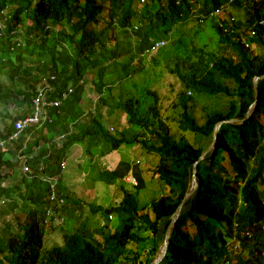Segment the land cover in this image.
<instances>
[{"label": "trees", "instance_id": "obj_1", "mask_svg": "<svg viewBox=\"0 0 264 264\" xmlns=\"http://www.w3.org/2000/svg\"><path fill=\"white\" fill-rule=\"evenodd\" d=\"M230 10L240 11L244 22ZM27 20L32 24L26 26ZM191 21L199 27L198 36L212 23L219 52L194 47V40L185 37L172 44L174 26ZM116 34L126 39L123 51L113 46ZM60 37L68 40L63 43ZM163 39L167 47L148 66L142 55ZM258 45L262 49L254 53ZM88 73L94 74L99 95L97 115L78 108ZM164 73L183 88L172 103L176 117L163 116L160 98L151 89L152 77ZM0 76V142L6 149L0 148V264H151L216 125L243 120L255 101L254 79L264 76V0H0ZM139 76L140 88L127 82ZM42 78L53 86L48 101L68 88L74 92L52 110L46 128L26 127L12 143L13 124L31 114ZM188 92L223 101L205 111L201 124L197 101ZM105 106L110 114L118 110L125 116L132 138L120 125L112 131L105 127ZM168 119L177 124L180 136L170 133ZM263 121L264 78L258 82L253 114L241 125H223L215 149L197 164L198 187L175 222L160 264H264ZM61 133L64 139H58ZM75 145H85L91 158L97 149L106 157L136 145L137 157L146 151L159 158L156 169L142 173L145 184L149 175L150 183L164 185L167 193L140 205L138 187L119 181L123 173L92 167L93 182L119 186L121 201L104 207L78 198L68 208L66 200L73 197L67 194L57 204L51 195L54 191L57 199L62 197L63 166ZM21 154H33L28 161L32 175L17 171L20 162L14 159ZM8 174L19 176L18 181L4 183ZM59 209H77L83 222L63 234L60 245L48 248L44 240ZM102 218L106 224L116 219L113 232L100 230Z\"/></svg>", "mask_w": 264, "mask_h": 264}, {"label": "rangeland", "instance_id": "obj_2", "mask_svg": "<svg viewBox=\"0 0 264 264\" xmlns=\"http://www.w3.org/2000/svg\"><path fill=\"white\" fill-rule=\"evenodd\" d=\"M236 10H230V12L234 15L233 17L236 18V20H239L241 22H244V15L239 11ZM144 13V12H143ZM228 15H224V18H227ZM31 20L26 21V26L31 25ZM212 23L208 24V28L204 31V34L198 36L197 31L199 30L198 25H196L195 21H191L190 23L183 24V25H175L174 28L171 30V42L172 44H175L176 41H178L181 37H185L191 40H194V43L196 46L194 47H202L207 52H219L220 44L217 42V36L213 33L212 29H210ZM177 26V27H176ZM205 27V26H203ZM19 29H22L21 27ZM247 31V30H246ZM196 36V38H194ZM203 36V37H202ZM116 39V42L114 43V47L117 46V48L120 51H123L124 48H126V39L123 38L121 35L114 36ZM205 37V38H204ZM61 38V41L63 43H66L68 40L67 38ZM166 41V40H165ZM170 42V43H171ZM168 43V42H167ZM166 48V47H165ZM261 46H256L254 49V53H259L261 50ZM152 54L150 55V57ZM164 58V57H162ZM163 59H160L159 65L162 64ZM148 66L151 63V60L147 61ZM135 65H137L135 63ZM135 67V66H134ZM155 68H158L155 66ZM148 71H150V68H148ZM96 76V75H95ZM2 76H0V79ZM94 74L88 73L85 76L84 82L81 84L82 87V93L79 95L80 102L78 103V108H81V112L83 113H91L93 115H97L99 107H98V93L96 91V88L94 86L93 82ZM156 79V82L151 86V89L153 91H156L159 98L160 103L162 106V113L164 117H176V113H173L172 110V103L176 98V95L183 89L180 82L172 75L168 73H164L163 77L159 78L156 74L154 77ZM142 79L139 77H132L127 82L131 84H136L139 87V82ZM141 87V86H140ZM139 87V88H140ZM118 90H116L117 92ZM39 93H42L39 91ZM48 92H43L40 94V100L34 99V105L37 104H43L46 105L44 100L45 97L48 96ZM107 94V93H106ZM105 94V95H106ZM189 96L193 98L195 101H197V107L195 108L196 118L198 119L199 123L204 122L203 114L208 109H213L215 107V103H222L221 98H209L207 96H202L199 94H195L193 92H188ZM108 102L110 103V98H108ZM74 106V103L69 106V109L72 110ZM108 106L103 107V122L105 124V127L112 131L118 127V125L122 126L121 129H123L127 134L129 138H132V134L130 131V128L128 127V123L126 122L125 116L118 110H115L114 113L110 114ZM2 107H0L1 111ZM47 113V112H46ZM173 113V114H172ZM22 114V113H21ZM264 122V121H263ZM54 123L56 125H60L59 120L54 119ZM167 124L170 127V133H175L178 136V127L177 124L168 119ZM2 125V124H1ZM46 128V127H45ZM65 133H61V135L58 136V139L65 138ZM187 137L190 139V141H193V144H197L196 139L193 138L192 135H187ZM41 148H45L46 144L41 143ZM11 152L8 151V154ZM140 154L136 145L130 146V147H123L120 151L114 152L106 157L101 156L100 150L97 149L93 156L94 158H91L86 152H85V145H75L73 146L68 152H67V159L63 166V176L61 179V200H66L65 197L67 194L71 198L70 200H66L68 203L70 201H73V199H82L86 203H96L97 205L104 206V207H112L117 205L123 196V193L120 191L119 186H106L103 183L99 182H93L91 179V169L94 167L97 171H107V172H117V173H123L120 174L122 176H119V181L125 183L129 187L135 185L138 191V200L140 205H146L150 201L156 198H160L165 196L168 189L164 185H160L158 183H150L151 178L149 175L147 176V183L145 184V180L142 179L143 176H145V172H150L152 169H156L159 163V158L153 154H149L146 151H143L142 154L137 157V155ZM33 154H29L28 156H32ZM8 160H11V156H6ZM17 158V157H16ZM15 158V159H16ZM139 159V162H137ZM129 162H128V161ZM21 165V164H20ZM20 165L18 164L17 171L21 173L20 171ZM45 169V166H42ZM126 167L125 170H123ZM218 173L222 174V169L220 167L217 168ZM143 173V176H142ZM214 173V172H212ZM9 175V176H8ZM7 176L10 179H7L6 184L13 183L14 181H18V177L16 175L13 176V174H8ZM137 178L140 180L137 181ZM12 179V180H11ZM119 185V184H118ZM64 197V199H63ZM75 197V198H74ZM64 203V201H63ZM73 202H70L66 207L72 208ZM51 211V210H50ZM52 212V211H51ZM49 212V214H51ZM81 212L77 209L68 211L67 209L61 210L59 209V212H53L54 216V227H52V233L46 236L44 243L45 246L48 248H52L54 246L60 245L62 242V236L65 233H68V231L73 227L77 228L81 223L83 222L82 217L80 216ZM50 216V215H49ZM90 223V221H89ZM100 230H104L105 232H113L116 227V219H112V222H109L106 224L104 219L102 218L101 222L98 221ZM90 225V224H89ZM107 227V228H106ZM46 233L48 230L45 231ZM91 233L94 234V236L99 240L102 241V235L98 232H95L93 228L91 229ZM263 241H264V233L262 235ZM135 249H137V246H134Z\"/></svg>", "mask_w": 264, "mask_h": 264}, {"label": "clouds", "instance_id": "obj_3", "mask_svg": "<svg viewBox=\"0 0 264 264\" xmlns=\"http://www.w3.org/2000/svg\"><path fill=\"white\" fill-rule=\"evenodd\" d=\"M159 42H165V45L163 47H160V48H156L154 49L155 45ZM168 41L165 39L163 40H159V41H155L150 48H148L145 52V54H143L142 56H144L145 58H147L148 60H150L158 51H160L161 49H164L165 47H167ZM152 54V56L150 57V55ZM42 83H41V86L38 87L37 91L36 92V95L34 97V99H38L40 100V94H42L43 92H48L49 94L50 93H53V86L51 84H45V78H42ZM39 91H41L42 93H39ZM74 92V91H73ZM72 92V89L71 88H68V91H64L60 98L59 99H56V100H50L48 101V96L45 97V104L46 105H43V104H37V105H34V99L32 100L33 101V105H32V111H31V114L29 116H26L24 119L22 120H18L16 121L13 126H14V129H15V124L17 122H24L26 120H29V119H34L35 122H31L27 128H31V127H38V128H44V127H47V125L49 123L52 122V110L54 108H59L62 106V104L67 101L71 95L73 94ZM38 93V94H37ZM47 112V113H46ZM0 126L2 127L3 124L1 125L0 123ZM3 129H4V126H3ZM17 133L16 129H15V133H13V135H11L9 137V140L12 141V143H14L15 141H17L20 137H21V133H19V135L17 137H15L14 135ZM61 139V138H59ZM64 139V138H63ZM4 147V143L3 142H0V148H2L4 151L6 150ZM33 158V156H27V155H19L16 159H14L15 161H17L18 163L20 162L21 164V161L23 162V164L20 166V170H21V173H23L24 175H32L31 174V167L30 165H28V161ZM139 162V161H137ZM25 167H29L30 171L29 172H25L23 171L25 169ZM41 170H44L43 167H41ZM51 191H52V186H51ZM52 200V199H51ZM59 200L60 199H57L55 201H57V204L59 203Z\"/></svg>", "mask_w": 264, "mask_h": 264}, {"label": "water", "instance_id": "obj_4", "mask_svg": "<svg viewBox=\"0 0 264 264\" xmlns=\"http://www.w3.org/2000/svg\"><path fill=\"white\" fill-rule=\"evenodd\" d=\"M264 76L262 77H256L254 79V89H255V101L252 103L247 115L245 116V118L243 120H239V119H230V120H225V121H221L219 122L214 130L213 133V140H212V144L211 146L202 154V156L200 157L199 161L196 162L194 164V167L192 169V178L189 182L188 185V189L186 191L185 197L181 203V205L178 207L177 211L175 212V214L172 216L168 228L166 230V234H165V239H164V243L163 245L160 247L159 251L157 252L154 260L152 261L151 264H160L162 262V260L164 259V257L167 254L168 251V247H169V239L171 237V233L173 231L175 222L177 221V219L179 218L180 214L182 213V211L185 208L186 202L188 201V199L193 195V193L195 192V190L198 187V179H197V172H196V166L200 161H203L214 149H215V145H216V141H217V135L221 129V127L225 124H231V125H241L243 124V122L245 120H247L254 112L255 107L257 105V93H258V82L260 79H263Z\"/></svg>", "mask_w": 264, "mask_h": 264}, {"label": "built area", "instance_id": "obj_5", "mask_svg": "<svg viewBox=\"0 0 264 264\" xmlns=\"http://www.w3.org/2000/svg\"><path fill=\"white\" fill-rule=\"evenodd\" d=\"M251 35H255V32L254 31H252L251 32ZM165 45V42H159V43H157L156 45H155V47H154V49H156V48H160V47H163ZM31 122H35V120L34 119H29V120H26V121H24V122H17L16 124H15V129H16V131H17V133L14 135L15 137H17L18 135H19V133H21ZM23 171H25V172H29L30 171V169H29V167H25V169L23 170ZM53 186H52V191H53ZM51 199L52 200H56V197H55V194H54V191H53V193H52V195H51ZM59 204H63V200H59Z\"/></svg>", "mask_w": 264, "mask_h": 264}]
</instances>
